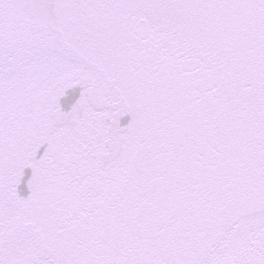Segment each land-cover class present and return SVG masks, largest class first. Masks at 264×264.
Here are the masks:
<instances>
[{
	"label": "snow or ice",
	"instance_id": "snow-or-ice-1",
	"mask_svg": "<svg viewBox=\"0 0 264 264\" xmlns=\"http://www.w3.org/2000/svg\"><path fill=\"white\" fill-rule=\"evenodd\" d=\"M0 264H264V0H0Z\"/></svg>",
	"mask_w": 264,
	"mask_h": 264
}]
</instances>
